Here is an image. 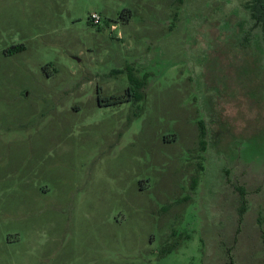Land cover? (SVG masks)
<instances>
[{
  "label": "rangeland",
  "instance_id": "obj_1",
  "mask_svg": "<svg viewBox=\"0 0 264 264\" xmlns=\"http://www.w3.org/2000/svg\"><path fill=\"white\" fill-rule=\"evenodd\" d=\"M245 4L0 0V264H264Z\"/></svg>",
  "mask_w": 264,
  "mask_h": 264
},
{
  "label": "trees",
  "instance_id": "obj_2",
  "mask_svg": "<svg viewBox=\"0 0 264 264\" xmlns=\"http://www.w3.org/2000/svg\"><path fill=\"white\" fill-rule=\"evenodd\" d=\"M247 11L249 13L250 20L252 21V25L255 28L259 29L260 33V39L262 43V47L264 49V0H246L245 4ZM129 83L131 87L133 86L135 89H143L145 87L144 80H137L135 78L131 77V74L129 75ZM131 90V88H128ZM134 98L139 99V95L135 96ZM116 103H119V101H115ZM111 102V103H115ZM108 103L107 105L111 104ZM240 196L243 198V202L241 204V207L239 208V215H242L245 207H246V200L244 199L245 192L243 188H240ZM262 242H263V249H264V231H262ZM231 260L232 257H229Z\"/></svg>",
  "mask_w": 264,
  "mask_h": 264
},
{
  "label": "built area",
  "instance_id": "obj_3",
  "mask_svg": "<svg viewBox=\"0 0 264 264\" xmlns=\"http://www.w3.org/2000/svg\"><path fill=\"white\" fill-rule=\"evenodd\" d=\"M88 21L93 25V26H99L101 23V18L98 14L92 13L88 16Z\"/></svg>",
  "mask_w": 264,
  "mask_h": 264
},
{
  "label": "flooded vegetation",
  "instance_id": "obj_4",
  "mask_svg": "<svg viewBox=\"0 0 264 264\" xmlns=\"http://www.w3.org/2000/svg\"><path fill=\"white\" fill-rule=\"evenodd\" d=\"M98 93V92H97ZM99 101H102V100H99ZM107 105V104H106Z\"/></svg>",
  "mask_w": 264,
  "mask_h": 264
}]
</instances>
